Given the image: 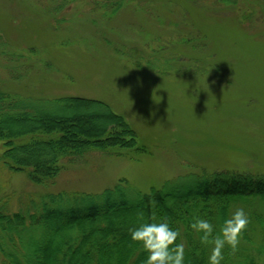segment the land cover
Here are the masks:
<instances>
[{
	"label": "rangeland",
	"instance_id": "obj_1",
	"mask_svg": "<svg viewBox=\"0 0 264 264\" xmlns=\"http://www.w3.org/2000/svg\"><path fill=\"white\" fill-rule=\"evenodd\" d=\"M35 1L0 0V29L13 49L34 46L48 68L36 63L24 80L13 81L7 68L26 63L2 59L0 84L36 96L103 99L126 116L147 152L90 153L81 164H65L46 186L0 169V190L13 208L32 193L98 192L120 178L145 192L203 169L264 171V0H241L233 8L206 0L192 6L128 0L108 20L91 12V3L106 0H81L62 12L66 29L57 31L42 15L45 0ZM170 21L177 25L166 26ZM172 28L153 55V40ZM189 34L197 41L182 43ZM14 73L23 75L24 68Z\"/></svg>",
	"mask_w": 264,
	"mask_h": 264
},
{
	"label": "trees",
	"instance_id": "obj_2",
	"mask_svg": "<svg viewBox=\"0 0 264 264\" xmlns=\"http://www.w3.org/2000/svg\"><path fill=\"white\" fill-rule=\"evenodd\" d=\"M79 1L34 3L41 4L46 24L57 31L65 28L62 12ZM127 1L94 2L91 12L98 9L108 20ZM190 1L175 0V3L192 6L203 2ZM206 1L213 6L233 8L241 0ZM165 3L168 2L160 5ZM169 25L177 24L170 21L166 26ZM159 33L153 40L156 43L153 55L157 40L174 34L175 29ZM192 34L205 39L198 33ZM181 39L184 44L195 40L194 44L198 38L189 34ZM11 45L0 29V60L26 63L19 66L24 68L23 75H15L19 67L7 68L10 80H24L39 62L44 69L48 68L34 46L21 53L24 50L13 49ZM114 52L123 55L121 49ZM34 57L36 62L32 61ZM209 58H213L210 51ZM220 67L213 63L214 70ZM31 93L34 92L0 84V169L22 173L31 183L46 186L53 183L65 164H81L90 153L118 158L147 152L126 116L105 100ZM236 207L245 209L250 222L241 234L237 250L225 247L222 264H264V171L203 169L164 181L159 187L151 186L145 192L120 178L98 192L32 193L15 208L0 190V264H144L147 253L131 240L129 229L153 216L167 218L173 228L179 229L186 244L185 264H207L210 246L200 243L190 223L196 217H204L219 225Z\"/></svg>",
	"mask_w": 264,
	"mask_h": 264
},
{
	"label": "clouds",
	"instance_id": "obj_3",
	"mask_svg": "<svg viewBox=\"0 0 264 264\" xmlns=\"http://www.w3.org/2000/svg\"><path fill=\"white\" fill-rule=\"evenodd\" d=\"M249 222L243 207H236L219 225L204 217L194 218L190 228L202 245L210 246L207 264H222L226 246L236 251ZM129 232L131 240L147 253L144 264H185L186 244L179 229L173 228L167 218L142 219Z\"/></svg>",
	"mask_w": 264,
	"mask_h": 264
}]
</instances>
